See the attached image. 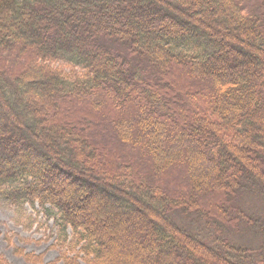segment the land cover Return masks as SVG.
<instances>
[{
    "label": "trees",
    "instance_id": "16d2710c",
    "mask_svg": "<svg viewBox=\"0 0 264 264\" xmlns=\"http://www.w3.org/2000/svg\"><path fill=\"white\" fill-rule=\"evenodd\" d=\"M104 194L139 220L125 250ZM249 197L264 203V0H0V205L29 228L26 206L86 264H264Z\"/></svg>",
    "mask_w": 264,
    "mask_h": 264
},
{
    "label": "rangeland",
    "instance_id": "374dc122",
    "mask_svg": "<svg viewBox=\"0 0 264 264\" xmlns=\"http://www.w3.org/2000/svg\"><path fill=\"white\" fill-rule=\"evenodd\" d=\"M56 66H59V64ZM176 77L177 78H174V80L181 86L187 81L185 78L183 79V76L179 77L176 75ZM74 185L78 187L80 184L74 183ZM78 188L81 190L80 192L85 191L83 187ZM110 195L111 194H104L103 196L98 195L97 199L100 203H110L115 211L114 215L116 217L124 218V222H122L123 219L121 218L120 222L117 220V223H113L110 220L108 224L112 223V226L116 228L113 235L116 238H113L112 242L123 247L125 250L126 247L128 248L125 243V235L129 233L128 228L131 224H134L135 221L139 220L136 217V219L131 217L134 213L133 206L130 205L128 209L127 202L114 199V197L111 199ZM241 204L247 205L249 210L252 209L264 212V203L256 199L249 197L248 199L241 201ZM35 209L38 210V207ZM124 209L129 211V214L127 212L124 214ZM26 210L29 214H32V217H37L36 223L31 228L28 227L29 221L25 217H18L13 214L10 208L0 205V264H70L66 259L75 256L77 258L74 264H86L83 261L81 254L78 252L73 255L55 245V229L52 220L45 223L39 213L35 215L34 211L27 206ZM100 212L102 216L97 215L100 219L108 217L103 211ZM145 216L146 214L141 211L139 212V217L146 218ZM139 223H141V220ZM202 227L205 228V226L200 225L197 229L202 231ZM135 230L136 232H134V234L144 237L141 229L138 230L136 227ZM230 232L233 234L231 235L232 240L242 243L243 245H248L249 248L254 249L261 245V239L246 227H241L239 230H233V227H231ZM128 250L129 249H127L126 252ZM131 256H133V254H131L130 257H126L125 261H131Z\"/></svg>",
    "mask_w": 264,
    "mask_h": 264
}]
</instances>
